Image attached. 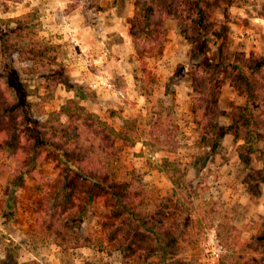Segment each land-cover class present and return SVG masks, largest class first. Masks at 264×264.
Returning a JSON list of instances; mask_svg holds the SVG:
<instances>
[{
	"label": "trees",
	"instance_id": "16d2710c",
	"mask_svg": "<svg viewBox=\"0 0 264 264\" xmlns=\"http://www.w3.org/2000/svg\"><path fill=\"white\" fill-rule=\"evenodd\" d=\"M33 18L34 13L29 12L8 19L14 23L7 32L23 34L25 29L32 27ZM204 18L200 0H138L131 31L140 56H152L166 42V20H178L182 33L192 44V59L198 55L185 67L192 77L195 92L199 93L194 97L196 130L203 141L216 150L226 134L232 133L236 140L239 139L240 128L245 126L247 138L238 146L240 157L246 162L248 157L253 156L255 161L262 163L259 175L251 176V180L254 183L264 182V53L237 51L233 61L227 62L224 55L229 36L226 18V24L212 33L217 52L215 59L209 58ZM19 48L10 44L7 38L1 39L0 49L4 57L0 79L8 93H4L0 101V171L44 178L38 165L41 161L39 151L44 147L55 151L58 176L50 205L56 206V216L49 215V218L50 222L56 220V223L51 226L50 222L43 221V226L69 230L71 227L63 223L66 222L63 216L76 208L79 194L91 200L99 197L121 213L114 217L101 235L72 231L60 233L56 237L59 245L78 248L122 240L120 244L126 248L125 252L140 255L144 264H192L172 251L173 246L187 233L188 223L183 219L185 213L176 215L171 222L158 219L156 209L151 212L143 209L148 189L141 174L125 180L113 179L112 163L115 157L126 145H134L142 138L138 121L126 120L117 129L73 100L62 105L60 110L45 112L43 106L31 99V90L15 65L18 58L15 50ZM145 64L143 61L142 65ZM230 71L242 81V87L236 82L232 85L238 94L246 98V104L242 106L239 118H234L227 125L222 124L219 117L229 113L220 110L218 105L222 87L226 84L225 77ZM203 84L206 86L203 87ZM46 114L49 117L44 119ZM178 128L175 123L169 125V120L160 117L151 121L146 145L152 150H176ZM164 167L169 172L178 170L174 161L165 160ZM172 180L177 186L180 185L175 175ZM139 212L144 215L140 217ZM211 226L216 228L219 244L226 250L221 264H252L251 260L254 264H263L261 256L252 255L264 250L263 228L251 241L245 242L240 229L226 218ZM139 238L142 242L140 245L137 242ZM148 243L151 244L149 248L146 247ZM227 255H230L228 260ZM153 257L156 261H151ZM168 259L171 261L166 263ZM0 264L40 263L21 262L17 253L7 248L6 255L0 258Z\"/></svg>",
	"mask_w": 264,
	"mask_h": 264
},
{
	"label": "crops",
	"instance_id": "0c3cea01",
	"mask_svg": "<svg viewBox=\"0 0 264 264\" xmlns=\"http://www.w3.org/2000/svg\"><path fill=\"white\" fill-rule=\"evenodd\" d=\"M106 1L101 3L96 25L86 21L88 11L81 4L71 5L64 11H56V25H54L56 40L69 47L72 45L74 48L84 49L86 56L89 57L77 61L82 64L89 61V65H92L91 71L88 70V66H83L85 69L82 68V70L78 68L77 72L80 76L77 75L75 84L81 86L84 91L86 90L85 84H89L91 90L97 92V97L87 93V96H81L79 99L75 94L66 92V98L74 99L77 103L85 106L89 112L97 113L102 119L113 124L112 113H120L119 111L123 110L122 114L128 117L131 116L130 108L133 109V105L137 101L143 103L142 95L138 93L139 87L136 84L134 64L130 65V62L141 63V66L143 61L146 62V65L148 63L147 73L152 74V84L154 85L151 92L154 96H160L164 100L167 108L172 110L174 116L172 121L179 127L176 137L178 146L174 151L152 150L146 145L148 134H145V137H142L134 145H126L124 149L133 152L132 155L128 154L129 157L139 160V163L143 162L145 155L157 164V166L146 167L140 171L147 186L149 185L151 190L155 189L158 192V202L153 199L149 201V204L154 207L153 210L156 209V217L171 222L174 221L176 215L185 213L183 219L188 223V228L187 233L183 236L189 237L192 236L199 224L202 226L203 221L214 220V218L211 219V215L217 213L215 205H224L228 209V214L223 218L228 219L239 229H245L247 236H249L248 230L251 227L250 232L253 235L264 222V182L254 183L255 181H252L250 176L245 177L242 173L243 165L246 166L247 162L241 159L238 146L243 142L239 139L236 140L234 134H226L219 141L216 150H212V146L205 143L201 134L196 130L194 97L199 93L195 92L192 77L185 70L187 69L186 65L192 63L193 60L191 56L188 60L181 51L173 48V45L178 47V42L181 39L191 45V42L182 33L178 20H166V42L156 54L145 55L142 58L137 50L136 38L131 31L133 25L131 20L133 14L136 16L138 0H123L127 2L123 7H120L121 4H118V0H116L117 3L112 0ZM259 1L264 5V0ZM56 2L61 4L65 0H56ZM202 3L200 0L205 15L206 8ZM219 10L216 9L215 15L220 18L218 22L221 23V26L218 23L214 30L221 28L226 24V18L228 19L227 25L229 37H231L229 48L234 49L235 45L241 43V51L257 50L256 44L258 43L254 39L260 36V30L264 29V8L261 5L253 4L238 6L235 5V2L227 1L226 11ZM9 13L20 14L17 11ZM173 24L177 30L179 27L174 41L171 40V31H176L172 30ZM94 27L102 37L101 39L99 37L93 39L90 35L91 32L95 33ZM167 42L168 46L164 48ZM187 43H185L186 46H188ZM101 45H106L107 48L101 51L99 50ZM260 53L264 52L260 51ZM233 59L234 57L226 61L231 62ZM117 63L123 64L124 67L116 65ZM175 68L177 69L175 70ZM181 68L186 72L180 74L179 69ZM184 76L189 78H183ZM240 97L244 96L238 94L231 83H226L221 90L219 109L228 111L230 114L229 110L232 106L225 105L223 99L236 100ZM65 102L62 104L64 105ZM136 105L139 107L142 104ZM165 111L159 110L149 114L145 125L149 128L154 119L159 117L167 119L172 115L170 110ZM229 114L220 115L219 120L222 124L228 125L234 120ZM132 119H125L120 127L113 125L120 129L126 120ZM148 151L155 152L158 158L151 159L147 155ZM134 153L138 155L134 157ZM165 160L174 161L179 166L177 172H169L164 167ZM135 165H137L136 162L132 164V167ZM246 168L252 170V167L246 166ZM173 174L178 177L179 186L172 180ZM131 176L129 175L125 179ZM219 220L218 217L216 222L218 223ZM252 224L253 226H251ZM212 231H215L217 235L215 227L209 229V232ZM95 245L78 248L59 246L61 253L58 251L56 257L47 254L46 260L50 261H47L46 264H144L142 261L133 262L131 259L123 260L121 256L119 258L117 255H110L101 248V250L95 248ZM119 252L126 254L123 249H119ZM32 258L37 259L40 264H45L37 256ZM19 260L27 262L29 258L26 259L27 261L20 258Z\"/></svg>",
	"mask_w": 264,
	"mask_h": 264
},
{
	"label": "rangeland",
	"instance_id": "374dc122",
	"mask_svg": "<svg viewBox=\"0 0 264 264\" xmlns=\"http://www.w3.org/2000/svg\"><path fill=\"white\" fill-rule=\"evenodd\" d=\"M112 1L115 3L119 2L118 4H121L120 7H123L127 3L123 0H118L117 2L116 0ZM227 1L228 0H202V5L206 8L204 28L209 49L208 57L211 59L216 58L215 53L217 52L216 46L213 43L212 33L218 23L219 26H221V23L218 22L220 18L215 15L216 9L225 12ZM105 2L107 1L65 0V2L58 4L56 0H0V42L1 39L7 38L10 44L18 45L20 47L15 50L18 54L15 65L22 77L25 78L26 86L31 90V99L43 106L45 112L60 110L64 101H66L64 104L70 101L66 98V92L75 94L78 99L81 96H87V93L97 97V92L91 90L89 84H85V91L82 90L81 86L75 84L77 75L80 76L77 72L78 68L82 70L83 66H88V70L91 71L92 65H89V61L84 62L83 64L80 63V61H77L79 59L85 60L83 58L89 57L88 55L86 56L84 49L79 47L74 48L70 43L71 46L69 47L56 40V27H54V25H56V11H64L69 9L71 5L81 4L83 7L87 8L88 11L86 21L89 24L96 25L101 3ZM234 2L235 5L238 6L253 4L261 5L264 8V5L261 4V1L259 0H235ZM210 6L211 8H209ZM14 11H17L20 14L9 13ZM29 12L34 13V18L31 21L32 27L29 26L21 35L16 31L12 33L7 32L9 27H12L14 23L10 22L8 19ZM134 16L135 15L133 14L131 20L133 22L135 19ZM172 27V30H176L171 31V40L174 41V36L179 31V27L178 30L175 27V24H173ZM260 31V36H257L254 39L258 44H254L257 45V50L259 52H264V29H261ZM94 32L95 33H90L93 39H96L97 37L100 39L102 38L100 34L97 33L95 27ZM230 38L231 37L228 36L227 47L224 51L225 59L227 61L231 60L237 51H241L240 49L242 46V44L239 43L234 46V49L236 50L229 48L231 42ZM184 42L185 40L181 39L178 42V47L177 45H173V48L181 51L183 56L188 58V60L190 56L192 59V44L190 45L185 42L188 44V46H186ZM167 46L168 42L164 48ZM106 48V45H101L99 50L104 51ZM13 54L14 53L12 52V55ZM197 56L193 59H196ZM3 57L2 50L0 49V74L3 67ZM132 64H134L133 69L136 71V84L139 87L138 93L142 95L143 103L137 101L136 104L141 103L142 105L139 107L136 104L133 105L134 108H130L129 111L131 116L128 117H125L122 114L123 110H120V113H112V123L116 127H120L125 119L135 118L142 130V137H145L144 135L147 134L149 129L148 126L145 125L148 121L147 118L150 116L149 114L159 110L164 112H166L165 110H170L172 114V110L167 108V105L160 96L156 97L151 92L154 85L152 84V74H148L146 70L148 63L147 65L145 64L141 66V63L130 62V65ZM116 65H122L121 67H124L123 64L117 63ZM176 69L177 68H175V70ZM179 72L182 74L186 71H183V68H181L179 69ZM183 78L189 77L184 76ZM225 78L226 83L232 84L233 82H236L242 87V81L231 71L228 72V75H226ZM202 86L205 87L206 85L203 84ZM4 93H8V91L5 86L2 87L0 79V101L3 100L2 95ZM71 100L75 101L74 99ZM223 101L225 105L232 106L229 110V116L233 119L239 118L240 113H242V106L246 104L245 98L240 97V99L236 98V100L225 98ZM83 107L87 110L85 106ZM48 117L47 114L43 116L44 119H47ZM167 120H169V125L173 124V114L170 115ZM238 138L241 142L246 141L247 134L245 126L240 128V135ZM123 150L124 151H122L121 154L115 157L112 163V176L115 180H125V178L129 175L131 176L133 173L140 174V171L146 169V167L157 166L156 163L145 157V155L144 157L142 156L143 162L139 163V160L137 161L134 160L133 157H129L128 154L132 155L133 152L131 153L129 150ZM39 155L41 161L38 165L44 173V178L39 179L40 177H36L34 174L22 176L20 174H9L8 172L0 171V258L5 256V250L6 248H9L13 249L21 260L29 258L28 261H37V259L35 260L32 258L33 256H37L46 264L48 263L47 261H50L46 260L47 254L56 257L58 251L61 253V250L58 248L61 245L56 242L58 234H67L72 231V233H92L93 235H101L110 222L113 221L114 217L121 213L117 209L113 210L107 201L101 200L99 197H95L91 200L88 196L79 194L76 208L70 210L68 214L63 216V221H66L63 223H66L67 226L71 227L69 230L66 231L63 227H61L60 230H57L56 227L49 228V226H43V221L47 223L50 222L51 218H49V215L56 216V206L51 207L50 202L56 191L58 170L56 169L57 155L55 151L44 147L39 151ZM136 155L138 154L134 153L133 156L135 157ZM135 162L137 165L132 167V164ZM246 162V166L252 167V170H247L246 166L243 165L242 173L244 176H258V170L261 168L262 163L255 161L253 156L248 157ZM178 167L179 166L177 165L176 168L178 169ZM147 189L143 202V209H145L146 212H151L154 207L149 204V201H151L150 199H153V201L158 202V192L155 189L151 190L149 185L147 186ZM215 212V215H211V219L214 218L215 221H203L204 223H201L202 226L199 224L198 228L192 233V236L180 239L173 246L172 251H175L178 257L186 259V261L189 260L192 264L208 263L209 247L211 243L209 229L212 227L211 225L213 223H217L216 219H218V217L221 219L225 217L224 215L227 216L228 209L224 205H215ZM138 215L141 217L144 213L139 212ZM123 216L124 214H122V217ZM50 223L51 226H54L56 220L54 222L51 221ZM251 226H253V224ZM262 228L264 229V222L257 231L251 235L250 231L252 228L249 227V236H247L248 234L246 235L245 229H240L242 240L245 242L251 241L252 237ZM120 241L122 240L107 244H97L95 245V248H101L106 253L117 255L119 258L121 256L123 260L131 259L133 262L142 261L145 263L142 260V257L138 254L134 256L129 252L121 254L119 249L126 250V248L123 244H120ZM137 242L139 245L142 243L140 238L137 239ZM150 245L148 243L146 247L149 248ZM224 254L226 256V250L222 249L218 264H221ZM259 254L253 253L252 255L253 257L261 256V260L264 261V250ZM228 258H230V255H227L226 260H228ZM151 261H156V258H151ZM170 261L171 259H168L166 263ZM251 263L254 264V261L251 260Z\"/></svg>",
	"mask_w": 264,
	"mask_h": 264
},
{
	"label": "built area",
	"instance_id": "2783aa9c",
	"mask_svg": "<svg viewBox=\"0 0 264 264\" xmlns=\"http://www.w3.org/2000/svg\"><path fill=\"white\" fill-rule=\"evenodd\" d=\"M147 155L154 160L158 158L157 154L152 151H148ZM209 236L211 243L209 247L207 264H218L222 253V246L219 244L215 231L210 232Z\"/></svg>",
	"mask_w": 264,
	"mask_h": 264
}]
</instances>
